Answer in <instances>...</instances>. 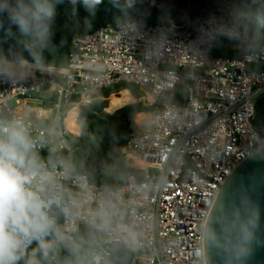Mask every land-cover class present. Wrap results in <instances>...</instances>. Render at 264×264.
I'll return each mask as SVG.
<instances>
[{
  "label": "built area",
  "instance_id": "obj_1",
  "mask_svg": "<svg viewBox=\"0 0 264 264\" xmlns=\"http://www.w3.org/2000/svg\"><path fill=\"white\" fill-rule=\"evenodd\" d=\"M217 38L233 41L236 57L213 56ZM72 44L64 67L0 59V126L19 122L35 141L69 207L59 223L74 238L105 239L92 227L103 212L127 229L121 247L131 264H207L206 231L220 190L264 151V127L253 124L264 95V47L254 48L223 0L192 21L105 25ZM121 84L151 107L146 130L119 148L129 170L121 184L92 183L72 166L75 134L66 121L72 112L80 128L81 108Z\"/></svg>",
  "mask_w": 264,
  "mask_h": 264
},
{
  "label": "trees",
  "instance_id": "obj_2",
  "mask_svg": "<svg viewBox=\"0 0 264 264\" xmlns=\"http://www.w3.org/2000/svg\"><path fill=\"white\" fill-rule=\"evenodd\" d=\"M144 1L102 0L94 10L89 11L82 0H78L76 5L71 4L70 0H50L56 12L42 42H37L35 35L21 34L17 26L10 25L7 16L2 15L0 16V59L24 60L41 66L64 67L69 55L74 51L72 42L75 39L83 38L105 25L116 26L125 22H134L139 26L162 25L172 15L171 10L166 7L150 8ZM172 1L189 21L202 15L199 8L201 0ZM223 1L234 11L238 25L242 31L249 34L254 48L264 47V0ZM120 90H130L136 100L141 97V93L136 88L126 84L108 89L103 94L108 98L110 94ZM120 104L121 102L115 107ZM107 106L108 101L105 100L81 108L82 128L80 135L73 138L75 152L71 161L74 169L87 174L92 183L115 186L124 181L129 171L122 162L119 148L135 133L136 116L148 112L150 107L137 102L123 106L110 115H102L103 109ZM255 111L253 124L261 129L264 127V95L256 100ZM76 239L85 245L102 243L104 240L99 234L86 233L77 236ZM61 255L66 253L61 252ZM117 264H131L130 254L122 247L117 252Z\"/></svg>",
  "mask_w": 264,
  "mask_h": 264
},
{
  "label": "clouds",
  "instance_id": "obj_3",
  "mask_svg": "<svg viewBox=\"0 0 264 264\" xmlns=\"http://www.w3.org/2000/svg\"><path fill=\"white\" fill-rule=\"evenodd\" d=\"M82 2L92 11L102 0ZM55 12L50 0H0V16L6 15L21 34L35 35L37 42L43 41ZM35 147L23 124L0 126V264H117L119 248L129 243L123 236L127 229L114 227L101 212L92 227L105 237L102 243L85 245L70 236L59 223L69 207Z\"/></svg>",
  "mask_w": 264,
  "mask_h": 264
},
{
  "label": "water",
  "instance_id": "obj_4",
  "mask_svg": "<svg viewBox=\"0 0 264 264\" xmlns=\"http://www.w3.org/2000/svg\"><path fill=\"white\" fill-rule=\"evenodd\" d=\"M206 254L207 264H264V151L243 161L220 190Z\"/></svg>",
  "mask_w": 264,
  "mask_h": 264
},
{
  "label": "crops",
  "instance_id": "obj_5",
  "mask_svg": "<svg viewBox=\"0 0 264 264\" xmlns=\"http://www.w3.org/2000/svg\"><path fill=\"white\" fill-rule=\"evenodd\" d=\"M158 3H159V1H158ZM175 6V5H174ZM216 5H213V6H211V7H209V8H207L206 10H204L203 12H202V15L204 14V13H206V12H208L209 10H211L212 8H214ZM159 7H160V5H159ZM158 7V8H159ZM157 9V8H156ZM174 9H176V10H178L179 11V9L175 6L174 7ZM172 12V11H171ZM172 17H176L177 19H178V21L181 23V21H180V19L178 18V16L176 15V14H173V12H172V15L170 16V17H168L167 19H169V18H172ZM167 19H166V21H167ZM186 20H188L187 18L185 19V21ZM211 54L213 55V56H216V57H222V58H234V57H236V54H237V51H236V48H235V43L233 42V41H230V40H227V39H223V38H217L216 40H215V45H214V48L212 49V51H211ZM124 92V91H126L127 93H128V95H129V97L131 98V100L133 101L134 100V102L135 103H137V102H140V103H142V105H144V106H146V107H150V106H148V105H146V103L145 102H142V100H141V98H142V93H141V97L138 99V100H136V99H134V97H133V95H132V93H131V91L130 90H120V91H118L117 93H112V94H110L109 95V97L107 98V100L106 101H108V106L106 107V108H104V109H109L110 108V99L112 98V97H115V98H118V97H121V93L122 92ZM131 101V102H132ZM129 105V104H128ZM126 106V105H125ZM120 108H122V107H120ZM120 108H118V109H120ZM103 109V110H104ZM118 109H113L112 110V112L111 113H109V114H106V115H110V114H112L113 112H115L116 110H118ZM150 110H151V107H150ZM149 110V111H150ZM81 111V110H80ZM148 111V112H149ZM146 114H147V112L146 113H141V114H138L136 117H142V116H144V119H145V116H146ZM135 120H136V118H135ZM81 121V120H80ZM77 127V126H76ZM79 131H81V127L80 128H78L77 127V133L79 132ZM137 130H136V122H135V132H136ZM81 133V132H80ZM80 133H79V135H80ZM75 134V133H74ZM74 137H78V136H76V134H75V136ZM73 137V138H74ZM120 153V152H119Z\"/></svg>",
  "mask_w": 264,
  "mask_h": 264
},
{
  "label": "rangeland",
  "instance_id": "obj_6",
  "mask_svg": "<svg viewBox=\"0 0 264 264\" xmlns=\"http://www.w3.org/2000/svg\"><path fill=\"white\" fill-rule=\"evenodd\" d=\"M216 3H217V0H201V4H200L199 8H200L201 12H203V11L206 10L207 8H209V7L213 6V5H216ZM159 5H160L161 7H166L167 9L171 10V11L173 12V14H176V15L178 16V18L180 19L181 23H183V22L185 21V19H186L185 15H184L182 12H180V11L174 9L175 6H174V3H173L172 0H160V1H159ZM121 92H122V91H121ZM123 94H127V92H122V93H121V96H122ZM42 98H45V95H42ZM127 98H129V97L126 96V97H124L123 99H113V100L111 101V109L116 108L115 105L118 104L119 102H121V104H125L124 102H127V104H125V105H128V104H134V103L136 102V101L134 102V100L132 101V100L127 99ZM111 99H112V98H111ZM111 99H110V100H111ZM131 101H132V102H131ZM121 104H120V105H121ZM120 105H118V106H120ZM125 105H123V106H125ZM11 106L14 107L12 103H11ZM123 106H122V107H123ZM102 115H106V114H105L104 112H102ZM100 116H101V115H100ZM135 122H136V130H137L138 132H141V131L146 130V124H145L144 116H142V117H136ZM80 127L82 128V125H81ZM80 132H81V131H79V132L76 134V136H79V133H80Z\"/></svg>",
  "mask_w": 264,
  "mask_h": 264
},
{
  "label": "bare ground",
  "instance_id": "obj_7",
  "mask_svg": "<svg viewBox=\"0 0 264 264\" xmlns=\"http://www.w3.org/2000/svg\"><path fill=\"white\" fill-rule=\"evenodd\" d=\"M124 92H126V91H124ZM126 96L129 97L128 93H127V94H123L121 97H118V98L112 97V99H111L110 101H112L113 99H123V98L126 97ZM127 99H130V100H131L130 97L127 98ZM125 104H127V103H125ZM125 104H121L120 106H118V107H116V108H114V109H118V108L122 107V106L125 105ZM110 107H111V104H110ZM108 110H109V111H112L113 109L109 108ZM72 114H73L72 112L69 114V117H68V119H67V121H66V125H67V128H68L72 133L77 134V127H76V126L74 125V123H73V120H72Z\"/></svg>",
  "mask_w": 264,
  "mask_h": 264
}]
</instances>
